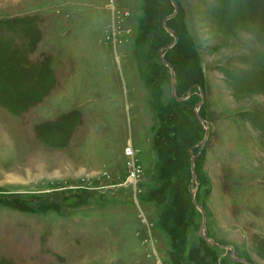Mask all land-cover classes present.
<instances>
[{
    "label": "rangeland",
    "instance_id": "1",
    "mask_svg": "<svg viewBox=\"0 0 264 264\" xmlns=\"http://www.w3.org/2000/svg\"><path fill=\"white\" fill-rule=\"evenodd\" d=\"M175 2L182 100L168 0H0V264H264V0Z\"/></svg>",
    "mask_w": 264,
    "mask_h": 264
},
{
    "label": "water",
    "instance_id": "2",
    "mask_svg": "<svg viewBox=\"0 0 264 264\" xmlns=\"http://www.w3.org/2000/svg\"><path fill=\"white\" fill-rule=\"evenodd\" d=\"M171 5L173 6V12L172 14L166 16L165 18H163L162 20V27L166 30V32L168 34H170L173 38V41L169 44H166L164 45L163 47L159 48L157 50V56L160 60V62L168 69L169 73H170V84H171V96L177 100H182L183 98H177L176 95H175V79H174V71H173V67L166 61L164 60V57H163V51L167 50V49H170L171 47H173L177 41V36L175 34V32L171 29V28H168L166 26V22L170 19H172L176 12H177V4L175 2V0H168ZM199 88V87H198ZM190 89L187 91L186 95L189 93ZM199 96H200V102L195 106L194 110H193V113L197 119V121L199 122V124L203 125L204 126V138L203 140L200 142L201 145H203L207 139V136H208V124L206 121L202 120L199 115H198V112H197V108L202 104L203 102V94L201 93V91H199ZM190 170H191V184L194 185L197 187L196 183L195 182V179H196V176H195V170H194V156H191L190 157ZM196 187L195 189L191 190L190 192V197H191V201L193 203V205L195 206V208L199 211V213L201 214V225L199 227V234L200 236L202 237L203 240H205L206 242H208L209 244L213 245V246H218L215 241H213L211 238H209L207 235H206V228H205V211L203 210V208L201 206H199L196 201H195V192H196ZM224 249H229L230 250V258L235 261V262H240L242 264H251L249 263L247 260L245 259H241V258H237L235 256H233V249L229 246H223Z\"/></svg>",
    "mask_w": 264,
    "mask_h": 264
},
{
    "label": "trees",
    "instance_id": "3",
    "mask_svg": "<svg viewBox=\"0 0 264 264\" xmlns=\"http://www.w3.org/2000/svg\"><path fill=\"white\" fill-rule=\"evenodd\" d=\"M161 65L164 67V68H166L162 63H161ZM167 69V68H166ZM168 70V69H167ZM197 87H199V86H197ZM197 210V209H196Z\"/></svg>",
    "mask_w": 264,
    "mask_h": 264
}]
</instances>
